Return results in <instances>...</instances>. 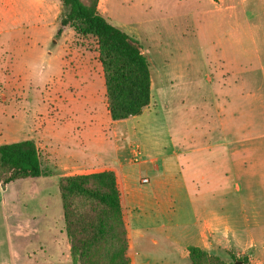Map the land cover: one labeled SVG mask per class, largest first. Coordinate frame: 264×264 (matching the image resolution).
I'll list each match as a JSON object with an SVG mask.
<instances>
[{"label":"rangeland","instance_id":"rangeland-1","mask_svg":"<svg viewBox=\"0 0 264 264\" xmlns=\"http://www.w3.org/2000/svg\"><path fill=\"white\" fill-rule=\"evenodd\" d=\"M98 11L148 61L151 97L139 116L110 119L96 41L60 26L61 0H0V144L33 140L47 173L0 188V264H75L64 260L70 245L58 183L102 170L119 183V165L132 168L142 198L163 200L133 230L140 211L125 207L134 264H191L187 248H201L202 223L214 215L232 227L219 230L208 253L224 264H264V224H256L264 196L256 181L233 176L215 190L205 151L189 150L217 136L223 117L216 107L235 109L237 95L260 88L257 67L248 86L230 71H240L233 56L243 61L250 32L264 31V0H105ZM177 149L185 156L173 155ZM153 166L161 181L167 176L185 190L164 199L160 183L150 192L141 179L153 180Z\"/></svg>","mask_w":264,"mask_h":264},{"label":"trees","instance_id":"trees-1","mask_svg":"<svg viewBox=\"0 0 264 264\" xmlns=\"http://www.w3.org/2000/svg\"><path fill=\"white\" fill-rule=\"evenodd\" d=\"M98 2L61 0L65 13L60 26L95 39L109 117L112 121L126 120L141 115L150 103L149 64L139 43L99 13ZM44 176L47 173L33 140L0 144V188L16 180ZM58 191L74 263L130 264L125 207L115 172L65 176ZM187 251L191 264H224L199 247L189 246Z\"/></svg>","mask_w":264,"mask_h":264},{"label":"crops","instance_id":"crops-1","mask_svg":"<svg viewBox=\"0 0 264 264\" xmlns=\"http://www.w3.org/2000/svg\"><path fill=\"white\" fill-rule=\"evenodd\" d=\"M105 0H99L98 10L100 5L103 4ZM210 1H226V0H210ZM233 1V0H227ZM241 3L254 0H239ZM261 1V0H257ZM226 7H234L235 4L230 3ZM250 41V49L242 47L243 52L240 53L243 61L237 62V57L235 59L236 67L240 69L239 72L230 73L233 75H241V83L245 86H248L251 81V69L257 67L261 72L260 76V88L256 90H243L239 95L236 96V99L240 100V104H235V109L231 106L228 109L224 107H216V111L219 117H223L220 120L218 126V134L215 138H209L206 141V144L200 146L189 147L190 152H199L205 151L204 157L205 161L211 170L209 175V182H213L215 190H218L216 187V181H228L229 177L237 176L240 179H245L247 182L252 183L254 180L257 183L258 189L261 191L264 196V31H251L248 35ZM247 40V39H246ZM252 47V48H251ZM216 98V96H214ZM185 156V152H180L178 149L176 152H172L173 155ZM156 159L150 158L149 162H155ZM166 165V164H164ZM226 165L228 168L224 169L220 175L216 174L217 167ZM118 178L119 186L124 202V207L136 206L138 211L135 217V222L133 224V229L136 225H139L140 222L144 223L146 220L144 218L145 209L149 206L158 207V205H163V200H159L160 195H153L150 199L142 198L140 196V191L142 185L137 184V178H135L132 168H122L119 165L118 167ZM158 167L153 166L150 170L151 177L153 180L149 183L148 188L150 192L155 191L162 183L163 186L160 188L163 190L161 197L164 199H170L172 195H176V188L184 189V187L173 184H168V177L164 176V182L159 179L158 176ZM163 175H161L162 177ZM145 178V177H144ZM210 182V183H211ZM146 183V184H147ZM147 191V189L145 190ZM170 191L172 194H170ZM224 191H227L224 187ZM166 201L164 200V205ZM264 215V209L262 210ZM227 213V212H226ZM261 216V214L259 215ZM256 220V219H255ZM257 221V220H256ZM261 222L264 224L261 217ZM229 219L226 216L225 225L222 228L221 223L218 222L217 217L214 215L210 218H207L202 223V228L200 230L201 236V249L208 250L211 249L214 245L213 237L216 234H220L219 230H229ZM232 225V224H231ZM261 226V225H260ZM259 229H264L263 226L258 227ZM131 230V232H132ZM130 230H128L129 237V255H130V264H134L133 254L131 250L134 247V239L132 238ZM131 236V237H130ZM155 242V241H153ZM69 249L68 245L66 249ZM188 256V251L186 252ZM56 253L54 254L55 257ZM65 261H71L69 252L65 254ZM189 259V258H188ZM258 261L264 262L262 255H259Z\"/></svg>","mask_w":264,"mask_h":264},{"label":"built area","instance_id":"built-area-1","mask_svg":"<svg viewBox=\"0 0 264 264\" xmlns=\"http://www.w3.org/2000/svg\"><path fill=\"white\" fill-rule=\"evenodd\" d=\"M141 182H142V183H146V182H147V179H146V178H142V179H141Z\"/></svg>","mask_w":264,"mask_h":264}]
</instances>
